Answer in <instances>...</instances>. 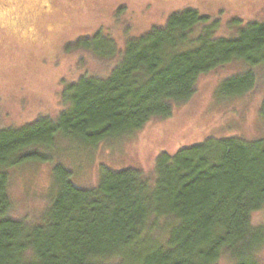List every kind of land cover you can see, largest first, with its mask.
<instances>
[{"label":"trees","instance_id":"obj_1","mask_svg":"<svg viewBox=\"0 0 264 264\" xmlns=\"http://www.w3.org/2000/svg\"><path fill=\"white\" fill-rule=\"evenodd\" d=\"M207 19L191 8L172 12L164 26L127 38L103 77L84 74L68 84L55 121L41 116L0 127V264H218L223 256L259 264L264 230L251 218L264 206V135L207 138L162 153L152 179L135 169H103L85 189L57 165V190L39 218L9 216L8 170L59 134L98 141L138 131L186 102L201 73L232 60L246 68L221 91H251L254 68L264 67V21H248L225 38ZM260 114L264 123V98Z\"/></svg>","mask_w":264,"mask_h":264},{"label":"rangeland","instance_id":"obj_2","mask_svg":"<svg viewBox=\"0 0 264 264\" xmlns=\"http://www.w3.org/2000/svg\"><path fill=\"white\" fill-rule=\"evenodd\" d=\"M183 8L207 17L217 26L215 35L225 38L248 21H264V0H0V127H18L41 116L55 121L68 84L84 74L103 77L127 38L164 26L172 12ZM245 68L232 60L201 73L186 102L133 133L98 141L59 134L8 170L9 216L39 218L57 190V165L68 170L75 187L85 189L98 184L103 169H135L152 179L160 154L174 155L207 138L262 137L264 67L254 68L257 82L247 93L230 96L220 88ZM251 221L264 230V206ZM256 251V260L264 264V242ZM229 261L223 256L218 264Z\"/></svg>","mask_w":264,"mask_h":264}]
</instances>
